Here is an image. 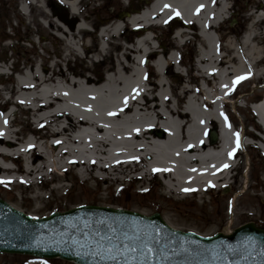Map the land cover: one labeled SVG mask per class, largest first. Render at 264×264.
Segmentation results:
<instances>
[{"label": "rangeland", "instance_id": "rangeland-1", "mask_svg": "<svg viewBox=\"0 0 264 264\" xmlns=\"http://www.w3.org/2000/svg\"><path fill=\"white\" fill-rule=\"evenodd\" d=\"M3 1L1 13L8 22L12 20V25L16 26L17 20L14 18L22 17L30 30L29 42H21L23 51L17 49L23 57L19 62L14 55L11 56L9 49L11 44L18 43L14 40L0 43V118L8 122L4 124L3 133L12 132L9 143H14L13 147H18V144L27 140L31 141V138H35L36 145L42 147L49 141L48 132L56 131L58 124L47 123L44 120L45 124L38 126L35 121L38 116L52 111V108L35 112V107L31 111L25 105L14 103L16 93L14 87L22 75L19 77L12 75V67L17 65V70L27 77L26 80L33 81L32 78L36 76L46 80V86L52 88L56 85L65 87L67 75L76 77L75 79L80 82H83L84 79L81 78L84 76H93L100 81L111 73L119 59H124L121 56L123 49L131 48L138 39L130 32L139 28L143 36L147 30L140 25L131 26L127 17L117 19V13L128 10L134 12L133 15H139L141 11L148 9L152 0H111L107 9L104 0H81L76 6L78 14H72L70 7L68 9L59 0ZM162 2L170 5L176 0ZM221 2L227 11L226 18L218 27L209 28L212 34L216 33L214 37L211 35L218 43L220 56L223 57L218 66L221 69L226 65L234 67L236 64L234 53H237L243 61L240 64L241 68L246 69L252 65L254 71L261 72V75L253 80L240 83L236 90L234 89L236 94L232 96L233 90L230 91L225 103H222L224 113L232 121V124L227 125L229 131L232 133L233 130L245 141L243 130L246 133L250 131L247 124L253 116L249 101L264 97V0ZM217 6L218 4H215V9ZM23 7L29 10L25 17L19 10ZM175 22L174 18H170L167 23L149 27L148 31L153 37L146 42L144 51H153L154 57L159 55V58L162 57L164 60L172 52L187 51L188 54H179L183 59L177 72L169 62L170 75L166 76L164 84L170 95L167 105L174 109V112L183 114V106L190 100L193 108H200L201 111L210 110L212 103L204 108L199 103L203 93L213 96L214 75L202 77L196 70L194 60L199 48H203L205 43L198 35V28L194 24L187 26L186 30H181L173 28ZM5 30L6 34L13 33L10 25H7ZM102 34L105 36L102 37ZM248 37L249 43L245 42ZM24 47H27L28 51ZM139 64L142 72L145 64L143 61ZM147 64L151 66L150 62ZM151 69L152 73L146 80L155 91L158 73L154 67ZM80 74L83 75L79 77ZM232 98L234 100L230 103ZM192 113L195 114L196 111ZM183 119L188 120L187 116ZM202 129L189 131V137L201 136L212 148H216L219 141L210 140L212 134L216 135L217 123L211 121L204 124ZM146 138L149 140L153 137ZM256 148L240 146L236 155L240 160L236 168L230 171L227 182L218 188L212 186L204 191L177 194L169 191L164 184L166 180L155 173L142 177L137 176L141 174H131L128 179H134L126 180L121 185H112L109 180L102 179L85 181L76 174L73 166H67V169L58 171L61 175L65 174L64 178L54 173L47 174V171L41 172L43 174L41 179L11 174L9 177L14 182L0 184V199L35 218L79 205H97L126 209L147 216L159 213L172 228L204 237L216 233L227 234L248 222L264 229V156ZM30 153L31 151H25L24 155L16 154L15 158L18 159L21 169L25 166V158L28 159ZM32 153H36V150ZM34 157L32 154V158ZM0 165L15 171L8 160L0 158ZM1 174L0 172L1 178L7 177ZM141 190H145L146 193L142 195ZM25 258L30 260L24 264H72L61 260H41L6 254H0V264L22 263Z\"/></svg>", "mask_w": 264, "mask_h": 264}, {"label": "bare ground", "instance_id": "bare-ground-1", "mask_svg": "<svg viewBox=\"0 0 264 264\" xmlns=\"http://www.w3.org/2000/svg\"><path fill=\"white\" fill-rule=\"evenodd\" d=\"M60 1L70 7L72 14H76L79 0ZM215 4H218L216 9ZM21 9L26 12V7ZM226 14L221 0H176L170 5L156 0L147 10L128 18L131 26L148 28L162 25L164 18L177 15L198 28V35L205 46L199 48L195 59L196 70L202 77L214 75L215 80L213 96L203 93L201 103H198L203 108L212 103L210 110L195 109L189 103L191 101L187 100L183 114L174 112L167 105L170 95L164 87L166 78L160 74H157L155 82L157 90L150 88L139 64V59L146 53L144 47L149 42V33L134 42L131 48H124L121 54L124 59H119L111 73L100 81L93 76H84L81 78L83 82H80L76 77L67 75L65 87L56 85L52 88L46 86V80L36 76L32 78L33 81L26 80L27 77L22 74L14 87V103L25 105L31 111L35 107V112L52 108L48 114L38 116L35 123L43 126L46 120L47 123H57L58 128L48 132V139H56L53 144L42 146L39 154L32 153L40 161L27 162L19 170L21 174L41 179L42 171H63L67 166H73L81 170L78 175L85 180L102 179L109 180L112 185H121L132 179H128L131 174H141L137 176L142 177L150 172L166 180L164 182L169 191L177 194L187 192L185 189L204 191L225 184L234 166L232 150L249 141L239 137L237 147V135L225 126L224 119L227 116L221 112V105L225 103L229 92L240 83L261 75L260 71L253 70L252 65L241 68L243 61L237 53H234V67L226 65L221 69L218 66L223 57L220 56L218 43L212 38L216 33L212 34L209 28L218 27ZM249 39L246 38L245 42L249 43ZM175 57L171 53L166 61L176 62ZM155 60L156 71L159 72L164 62L162 57ZM175 68L178 70V66ZM240 76L247 78L234 84L233 81ZM253 109L260 116V124L264 128V101ZM194 110L195 114L192 113ZM6 112L9 113L8 110ZM185 116L188 120L183 119ZM211 121L219 126L216 148H212L201 136L190 138L188 134L191 130H203V125ZM4 124L8 122L0 118V158L7 160L21 152L35 151V146L28 141L24 149L15 152L14 143L6 141L12 132L3 133ZM146 136L153 138L147 140ZM5 168L0 165L1 175L7 176L0 177V180L6 178V182H14L9 177L13 173L12 169Z\"/></svg>", "mask_w": 264, "mask_h": 264}, {"label": "water", "instance_id": "water-1", "mask_svg": "<svg viewBox=\"0 0 264 264\" xmlns=\"http://www.w3.org/2000/svg\"><path fill=\"white\" fill-rule=\"evenodd\" d=\"M215 138L212 134L211 142ZM97 229L102 235H112V242L120 245L122 252L124 243L132 244L136 236L143 238L145 232L151 233L159 240L153 246L163 248V253L152 254L145 264H264V230L253 223L226 235L202 237L172 228L158 213L145 216L124 209L83 205L34 219L0 199V253L74 264H124V255L116 260L92 255L95 249L88 242L97 239ZM73 240L85 246L73 244ZM125 255L130 264H139L138 253Z\"/></svg>", "mask_w": 264, "mask_h": 264}, {"label": "snow or ice", "instance_id": "snow-or-ice-1", "mask_svg": "<svg viewBox=\"0 0 264 264\" xmlns=\"http://www.w3.org/2000/svg\"><path fill=\"white\" fill-rule=\"evenodd\" d=\"M246 78L247 77L245 76L237 77L236 80L233 81V83L238 84L240 81ZM237 147H239V134H237ZM224 167H227V165H225ZM156 171L159 170L157 169ZM5 183L7 182L0 180V184H5ZM185 191H190V190L185 189ZM113 232H115V229H113ZM94 235L95 237H97V239L88 242V246H93L95 251L92 252V255L100 256L102 260L103 259L116 260L117 256L124 255L125 256L124 264H130L128 257L125 255V252H131L134 254L138 253L139 264H145V262L152 254L158 251L163 253V248L157 249L156 247L153 246L159 244V240L148 232H145L143 234V238H141L140 236H136L132 244L124 243L123 245L124 252L121 251L120 245L114 244L112 242L113 241L112 235H102L99 229L96 230ZM125 235L127 234L125 233ZM72 242L73 244H80L81 247L85 246V244H81L79 241L76 240H73ZM133 259L135 260L136 257L134 256Z\"/></svg>", "mask_w": 264, "mask_h": 264}, {"label": "trees", "instance_id": "trees-1", "mask_svg": "<svg viewBox=\"0 0 264 264\" xmlns=\"http://www.w3.org/2000/svg\"><path fill=\"white\" fill-rule=\"evenodd\" d=\"M105 3V9H107V5L109 2H111V0H104L103 1ZM4 6V1L3 0H0V43H3L7 40H14L16 41V43H18V45H14V44H11L9 46V49L11 50V56H15L16 57V61L19 62V60H22L23 57H22V53H20L17 49L20 48L22 51H23V46H21V42H29V27H28V24L26 23L25 25V21L24 19L21 17H16L14 18L16 21V26H13L12 25V20H10L8 22V20L6 19L5 16L2 15L1 11H2V8ZM95 10V9H94ZM7 25H10L12 27V30H13V33L12 34H9V33H5V27ZM53 38L55 41L56 39L54 37H51ZM58 42H60L58 40ZM25 48V47H24ZM26 51H28V48L26 47L25 48ZM13 61V60H12ZM14 64V63H13ZM12 72L13 73H16L18 72L17 70V65L13 66L12 67ZM141 194L144 195L145 194V191H141ZM25 260V259H24Z\"/></svg>", "mask_w": 264, "mask_h": 264}, {"label": "flooded vegetation", "instance_id": "flooded-vegetation-1", "mask_svg": "<svg viewBox=\"0 0 264 264\" xmlns=\"http://www.w3.org/2000/svg\"><path fill=\"white\" fill-rule=\"evenodd\" d=\"M185 53L187 54V51H185Z\"/></svg>", "mask_w": 264, "mask_h": 264}]
</instances>
